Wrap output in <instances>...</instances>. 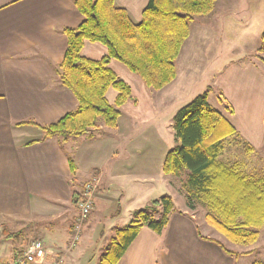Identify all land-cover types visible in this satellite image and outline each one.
<instances>
[{
    "label": "crops",
    "instance_id": "crops-1",
    "mask_svg": "<svg viewBox=\"0 0 264 264\" xmlns=\"http://www.w3.org/2000/svg\"><path fill=\"white\" fill-rule=\"evenodd\" d=\"M112 1L137 24L149 0ZM225 2L230 9L237 5L236 0ZM233 13L231 10L222 16L227 28L230 22L238 20ZM254 17L248 15L244 21L252 25ZM82 20L73 0H0V219L26 220L28 226L48 221V225L39 227L45 238L40 240L45 247L49 246L46 262L65 252L63 264H96L108 244L106 239L129 222L134 210L155 199L142 201L140 208L129 204L128 192L134 187L136 175L160 177L169 150L164 147L155 157L148 155L151 149L147 148L149 153L144 151L147 146L144 142L151 140V135L142 133L140 127L161 123L163 131L171 135L172 124L167 130L165 119L171 121L192 98L188 93L194 79L193 59L191 56L185 63L181 62L183 48L191 41L192 30L199 34L198 46L214 39V33L209 34L210 28L204 22H191L189 36L175 61V78L157 91L145 88L124 65L110 60L112 71L130 85L135 105L130 101L120 108L115 128L98 122L81 136L44 138L40 128L21 123L53 124L76 109L75 97L60 84L55 69L66 49L63 30L76 28ZM195 46L196 43L193 51ZM106 52L99 43L85 42L80 54L98 60ZM254 60L223 65V71L215 75L213 88L207 93L208 104L236 130V134L224 141L246 144L252 152L264 147V65ZM116 95L109 88L105 97L113 104ZM219 97L231 107L230 111L219 103ZM86 184L95 186L92 208L97 216L90 232L91 235L96 232L98 239L88 240V253H77L74 248L66 250V244L78 212L77 201ZM175 210L161 234L141 228L116 264H236L238 259L251 255L257 257L256 264H264V255L257 246L264 238V225L258 229V240L242 251L250 253L233 257L213 242L217 240L208 235L204 236L207 239L199 237L194 215ZM54 220L56 225L51 224ZM16 252L13 250L6 256L2 251L0 259L9 263Z\"/></svg>",
    "mask_w": 264,
    "mask_h": 264
},
{
    "label": "trees",
    "instance_id": "trees-1",
    "mask_svg": "<svg viewBox=\"0 0 264 264\" xmlns=\"http://www.w3.org/2000/svg\"><path fill=\"white\" fill-rule=\"evenodd\" d=\"M215 1L149 0L141 21L134 24L112 0H73L83 20L76 28L63 30L66 49L55 75L75 97L77 107L53 124H21L40 128L44 138L58 139L81 136L98 122L115 128L120 108L130 101L135 105L136 99L130 85L109 67L110 60L124 65L145 88L162 89L175 78V61L189 36L190 23L196 16L209 14ZM259 39L255 57L264 65V29ZM85 42L101 44L106 54L98 60L83 57L80 52ZM109 88L117 92L113 104L105 97ZM207 93L195 96L173 116L172 129L178 144L167 151L161 171L175 176L185 172L183 187L189 202L192 199L204 205L207 224L230 243L250 246L258 240V229L264 225V177L248 175L236 163L228 165L219 160L224 140L236 130L208 104ZM218 99L226 110H231L221 97ZM248 150L253 151L251 147ZM69 164L75 174L71 160ZM193 206L190 202L189 208ZM175 211L168 195L134 210L129 222L114 231L98 264H116L143 227L161 234ZM21 235L22 231H17L7 237L17 240ZM213 242L226 255L250 253L230 251ZM16 251L18 255L23 249Z\"/></svg>",
    "mask_w": 264,
    "mask_h": 264
},
{
    "label": "rangeland",
    "instance_id": "rangeland-1",
    "mask_svg": "<svg viewBox=\"0 0 264 264\" xmlns=\"http://www.w3.org/2000/svg\"><path fill=\"white\" fill-rule=\"evenodd\" d=\"M236 1L237 5H234L233 8L231 7L230 9V5H226L225 0H216L214 3V9L211 11V13L204 16H196L193 19V22L201 21L202 23L204 22V25H208L210 28L209 34L214 33V39L212 43L211 40H205L199 43L198 46L196 40L199 39V34L198 32L196 33L192 30V42L190 39V44L189 41H187V43L185 41L186 45L182 51L181 62L183 61V63H185V61L192 56V72L194 73V79L189 85L190 88L188 93V95H190L192 98L202 92L211 91V87L213 88V79L215 78V75L223 71V65H228L230 63L236 65L241 63L243 64L253 59H255L254 61L260 62L255 56L257 54L256 50L260 45V33H262L264 29V3H262V0ZM231 10H234L233 17L237 18L238 20L236 22H230V26L227 28L228 23L226 24V22L222 20V16L228 15ZM227 11H229V13ZM251 13L255 15V20L252 25L245 22L247 19L246 17H248V15L251 16ZM216 17H219V19L217 20ZM190 27L192 28V24ZM258 27H261V30ZM195 43L196 51H193L192 47ZM192 98H190L189 101H191ZM210 102L212 103V99H210ZM229 108L231 107L229 106ZM166 119L168 120V117ZM166 119L164 124L165 128L168 130L171 127L173 120H168L166 122ZM140 129L143 131L142 133L151 135V140L144 142L147 145L144 151L151 149V153L148 155H153V157H155L156 154L159 153L164 147H168L170 150L178 144L175 139V134L172 127L170 128V136L164 132L165 130L163 131L162 124H157V122L144 125V127H140ZM139 143L142 144V142ZM147 153H149V151H147ZM219 160L228 165L236 163L239 168L248 175L264 177V147L258 149L255 152H250L246 144L232 140L224 141L223 150ZM243 167H245L248 173L245 171V169H243ZM162 176L165 175H163L161 171L160 177H143V175L137 174L135 178V184H133L134 187L130 188L128 192V197L131 201L129 204L132 203L131 207L135 206L140 208L142 201L146 199H156L161 195H168L171 197L175 209L186 210L190 215H194V223L197 227L196 229L203 236L208 235L210 238L219 241V243L222 244L226 249L236 252L245 251L251 246L234 245L230 243L224 236L210 227L205 220L206 209L203 204L191 199L190 202H192L194 206L193 208H189L190 202L183 187L185 172L177 176ZM96 216L97 214H95V211L92 208L87 219L85 222H83V224H85L81 226L82 234L80 233L81 237L79 235L78 241L75 244L76 247L74 246V249L71 248L74 252L88 253V240L90 238L91 241L98 239L96 232L92 234L94 235L93 237H90L92 236L90 231ZM42 222L43 224L40 225L37 224L36 226H28L26 225V223H28L26 220L15 219V221H9L7 219H0V253L3 251L6 256H10L13 250L24 249L27 243L30 241L45 239L43 235L40 234L41 230H39V227H41V225H48V221ZM51 224L56 225L57 221L54 220L51 222ZM2 227H4L5 231H1ZM17 231H22L23 236L21 235L17 240L7 237L8 233H14ZM84 234L86 235L83 236ZM109 239L110 238L108 237L105 243H108ZM89 244H92V242ZM66 245V250H71L69 249V243ZM257 246L260 250V254L264 255V238L260 239L259 243H257ZM48 247L49 246L46 244V249H48ZM102 249H104V246ZM64 253L65 252H62V257ZM58 257L59 256H57V258ZM256 261L257 257L255 255H251L248 258L244 257L242 259H238L236 264H242V262H245L246 264H256ZM63 262L64 258L61 264H63ZM96 264H98V262H96Z\"/></svg>",
    "mask_w": 264,
    "mask_h": 264
},
{
    "label": "built area",
    "instance_id": "built-area-1",
    "mask_svg": "<svg viewBox=\"0 0 264 264\" xmlns=\"http://www.w3.org/2000/svg\"><path fill=\"white\" fill-rule=\"evenodd\" d=\"M95 186L92 184H86L82 190V193L78 199V213L73 223L72 236L69 242V249L73 248L78 241L81 226L87 219L89 212L92 208V199L94 197ZM47 251L44 243L40 240H33L27 243L23 252L15 256V258L9 262L4 263L0 261V264H61L63 257L59 256L50 262H46Z\"/></svg>",
    "mask_w": 264,
    "mask_h": 264
}]
</instances>
